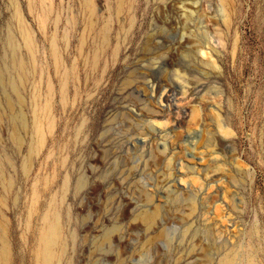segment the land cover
Segmentation results:
<instances>
[{
  "label": "rangeland",
  "instance_id": "1",
  "mask_svg": "<svg viewBox=\"0 0 264 264\" xmlns=\"http://www.w3.org/2000/svg\"><path fill=\"white\" fill-rule=\"evenodd\" d=\"M223 262L264 264V0H0V264Z\"/></svg>",
  "mask_w": 264,
  "mask_h": 264
},
{
  "label": "bare ground",
  "instance_id": "2",
  "mask_svg": "<svg viewBox=\"0 0 264 264\" xmlns=\"http://www.w3.org/2000/svg\"><path fill=\"white\" fill-rule=\"evenodd\" d=\"M145 222L148 224V225H151V224H153L154 223V215H146L145 216ZM46 251H47V254L51 257V255H52V250H51V247L49 246V244H48V246H46ZM222 264H228L227 262H223Z\"/></svg>",
  "mask_w": 264,
  "mask_h": 264
}]
</instances>
